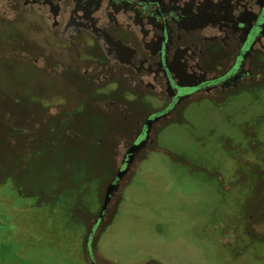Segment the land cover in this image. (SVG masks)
<instances>
[{
	"label": "flooded vegetation",
	"instance_id": "flooded-vegetation-1",
	"mask_svg": "<svg viewBox=\"0 0 264 264\" xmlns=\"http://www.w3.org/2000/svg\"><path fill=\"white\" fill-rule=\"evenodd\" d=\"M4 26L21 32L0 58L39 73L32 96L3 98L16 130L101 133L100 172L21 195L47 228L88 264L117 231L264 264V0H0ZM89 109L103 129L84 127Z\"/></svg>",
	"mask_w": 264,
	"mask_h": 264
},
{
	"label": "rangeland",
	"instance_id": "rangeland-1",
	"mask_svg": "<svg viewBox=\"0 0 264 264\" xmlns=\"http://www.w3.org/2000/svg\"><path fill=\"white\" fill-rule=\"evenodd\" d=\"M12 32H21V28L19 26L1 28L0 42L8 45L12 40L10 38ZM30 64L31 67L19 58L6 60L0 58V89L3 90L2 93H7L10 99L16 98V96L18 98L20 95L32 96L31 87L35 81H38L39 73L32 68V62ZM49 83L56 92L67 91V88L56 79L50 80ZM1 115L6 117L10 114L5 111ZM34 117L36 119L31 117L26 120L28 121L27 125L31 124L30 121L33 123L34 120L36 124L40 125L47 123L45 118ZM84 118V127L87 129L101 130L105 127V121L101 113L97 111L87 110L84 112ZM14 119L17 120V124L18 117L14 116ZM4 132H8L10 136L11 132H17L18 137L17 141L11 145V152L6 154L8 168L16 170L12 191L16 195L14 194L15 197L10 200L7 195L0 192V264H12V259L19 261L32 259L35 264H62L61 260L65 259L77 261L78 251L64 246L72 244L71 242L74 241L72 235L60 229L47 228V224H45L47 217L43 219L38 210L29 206L21 195H32L37 189L48 191L55 187H63L69 178L100 172L101 167L91 165L99 160L97 138L101 133L76 132L74 136H70L68 132H19L9 127L4 129ZM109 150L111 151L110 147ZM104 169L107 170V167ZM257 197L260 201H264V194L260 197L258 194ZM8 203L15 204L19 208ZM25 210L28 211L29 216ZM20 212L26 214V220L22 221V217L19 216ZM22 225H27L31 233L21 231ZM74 244L77 246L76 243ZM74 244L72 245L74 246ZM159 248L155 249V252L163 251L160 253L162 256L170 251L165 246ZM122 250L123 253L128 252ZM140 250L143 254L147 252V249ZM179 250L183 257L191 254V251ZM183 259L185 260V258ZM73 262L72 264H75ZM183 264L206 263L191 257L188 263L183 262Z\"/></svg>",
	"mask_w": 264,
	"mask_h": 264
},
{
	"label": "crops",
	"instance_id": "crops-1",
	"mask_svg": "<svg viewBox=\"0 0 264 264\" xmlns=\"http://www.w3.org/2000/svg\"><path fill=\"white\" fill-rule=\"evenodd\" d=\"M21 211H24V210H21ZM25 212H27V216H29L28 211L25 210ZM20 213H21V215H19V216L22 217V221H24L26 214H22L23 212H20ZM17 216H18V214H17ZM26 224L28 225L27 222H26ZM27 225H22L21 231H24L26 233H31V231L29 230L30 228ZM64 246L71 248V249L74 248V246L70 245V244H67ZM101 248L109 256L121 259L123 261H130V260L145 258L150 254L157 255L160 258L162 257L161 259H163L167 264H183V262L188 263V261L191 257L196 259L192 254H190L189 256L187 255V257L186 256L183 257V255L180 253V250H179L180 248L178 249V248H170V247H167L170 251L168 253H165L164 256H162L160 253H162L163 251L160 253L155 252V249H157L159 247L153 248V247L148 246L145 239L141 236H137V237L129 240L128 234L123 232V231L108 233L106 238L104 239L102 245H101ZM112 249H114L116 251H114ZM122 249H124L128 252L123 253ZM140 249H147V252H145L143 254ZM119 250H121V251H119ZM183 258H185V260ZM12 260H13V261H11L12 264H35V262L32 259H28V260L23 259L22 261L14 260V259H12ZM61 262H63L62 264H72L73 260L72 259H65V260H61ZM61 262H59V263H61ZM73 263H75V264H88V262L83 260L81 255H78V260L73 262Z\"/></svg>",
	"mask_w": 264,
	"mask_h": 264
},
{
	"label": "trees",
	"instance_id": "trees-1",
	"mask_svg": "<svg viewBox=\"0 0 264 264\" xmlns=\"http://www.w3.org/2000/svg\"><path fill=\"white\" fill-rule=\"evenodd\" d=\"M2 91L3 90L0 89V192H3L11 200V198H14L16 195L15 193H12L14 189V183H15L14 180L16 179L15 177L16 170L15 168H8L6 164V154L7 152H11L10 151L12 148L11 145L12 143L17 141L16 138L18 137L17 136L18 134L17 132H15L16 134L14 132H11L12 134L10 136L8 132H4V129L9 127V128L16 130L17 120L11 117L9 118L2 117L1 115L2 102H3L4 96L7 95L6 93L5 94L2 93ZM88 175H91V173ZM100 250L105 256L104 264H167L163 259H161L159 256L154 255V254H150L147 257L141 258L138 260L123 261L121 259L114 258L106 254L102 250L101 246H100Z\"/></svg>",
	"mask_w": 264,
	"mask_h": 264
},
{
	"label": "water",
	"instance_id": "water-1",
	"mask_svg": "<svg viewBox=\"0 0 264 264\" xmlns=\"http://www.w3.org/2000/svg\"><path fill=\"white\" fill-rule=\"evenodd\" d=\"M114 189H115V184H112V185L109 186L107 197H106V200H105L104 209L107 207V205H108V203H109V201L111 199V195H112Z\"/></svg>",
	"mask_w": 264,
	"mask_h": 264
}]
</instances>
